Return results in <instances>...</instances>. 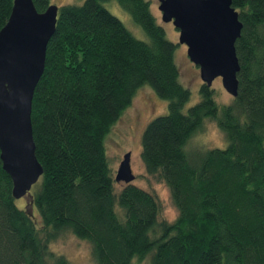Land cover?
Listing matches in <instances>:
<instances>
[{"label": "trees", "instance_id": "obj_1", "mask_svg": "<svg viewBox=\"0 0 264 264\" xmlns=\"http://www.w3.org/2000/svg\"><path fill=\"white\" fill-rule=\"evenodd\" d=\"M115 1L142 29L136 39L102 5ZM242 24L235 42L237 96L219 106L201 84L200 100L180 81L176 45L145 0H84L57 8L30 122L42 168L32 216L17 207L0 164V264H69L48 251L68 232L89 245L94 264H264V0H231ZM42 13L49 0H31ZM12 0H0V29ZM149 86L167 102L141 138L149 175L168 186L178 211L160 222L151 193L131 184L114 191L103 140L135 94ZM205 120L224 149L187 150ZM34 211V212H33ZM149 256V257H148Z\"/></svg>", "mask_w": 264, "mask_h": 264}, {"label": "water", "instance_id": "obj_2", "mask_svg": "<svg viewBox=\"0 0 264 264\" xmlns=\"http://www.w3.org/2000/svg\"><path fill=\"white\" fill-rule=\"evenodd\" d=\"M161 21L178 30L189 61L198 68L202 84L220 79L224 91L237 96L239 71L235 42L242 24L231 0H157ZM57 7L37 13L31 0H12L0 29V164L11 182L14 201L22 199L32 216L30 188L42 174L34 156L30 122L34 88L43 72L45 48L56 23ZM130 153L116 169L114 183L135 180Z\"/></svg>", "mask_w": 264, "mask_h": 264}, {"label": "rangeland", "instance_id": "obj_3", "mask_svg": "<svg viewBox=\"0 0 264 264\" xmlns=\"http://www.w3.org/2000/svg\"><path fill=\"white\" fill-rule=\"evenodd\" d=\"M84 0H49V4L57 8L63 5H80ZM149 3L150 11L156 23L160 25L166 39L175 44L174 61L179 70L180 81L191 94L190 102L185 106L186 111L190 106L200 100L199 88L202 84L199 78V70L188 59L186 46L178 44L179 32L172 23H163L161 13L158 10L157 0H145ZM103 7L114 17L118 18L125 28L138 40L148 42V38L140 27L131 19L129 14L116 4L115 1L102 3ZM215 101L219 106L229 103L232 97L221 86L220 79L213 82ZM167 113V102L160 100L149 86H143L135 94L132 103L124 114L116 121L104 137L103 145L108 166L114 175L125 153L129 152L130 166L135 176L133 185L151 193L160 205L159 221L173 222L178 211L173 204L171 193L165 182L157 174L149 175L141 160V138L148 123L158 116ZM227 140L217 125L205 120L202 128L189 140L187 150H211L224 149ZM35 185V184H34ZM123 183H116L114 191L119 192ZM35 186L30 188V192ZM17 207H24L22 199L16 200ZM34 212V211H33ZM48 251L62 256L69 264H94L90 257V249L87 242L76 239L68 232L61 233L48 244ZM149 257V256H148ZM134 264H149L146 258Z\"/></svg>", "mask_w": 264, "mask_h": 264}]
</instances>
